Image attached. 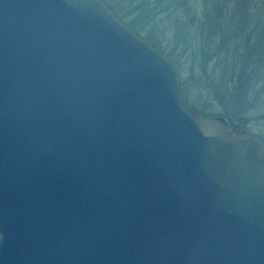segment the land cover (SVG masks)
<instances>
[{"label":"water","instance_id":"water-1","mask_svg":"<svg viewBox=\"0 0 264 264\" xmlns=\"http://www.w3.org/2000/svg\"><path fill=\"white\" fill-rule=\"evenodd\" d=\"M0 264H264V142L103 0H0Z\"/></svg>","mask_w":264,"mask_h":264},{"label":"rangeland","instance_id":"rangeland-1","mask_svg":"<svg viewBox=\"0 0 264 264\" xmlns=\"http://www.w3.org/2000/svg\"><path fill=\"white\" fill-rule=\"evenodd\" d=\"M161 1L155 0L157 3H162ZM181 1H183L182 4ZM173 2L177 7L166 8L154 16L152 24L156 26L151 25V23L144 24L141 17L137 18L140 22L139 26L142 28L139 35L150 42H154L162 55L164 53L172 62L179 64L182 79L186 84L184 92L187 93V101L190 106L206 115L223 116L227 111L231 113L225 116L228 126H235L236 128L240 126L264 142L263 93L249 95L246 103L242 104L238 100H236L237 103L236 101L233 103L232 97L228 98L224 95L225 104L223 105V102L212 98V94H208L210 95L208 96L207 92L194 89L193 79L196 78L197 70H194L195 75H193L195 77L193 76L192 79L189 69L192 58L190 52L196 48L197 43L203 44L206 49H213L220 42L221 37L225 36L224 33L228 31L232 44L237 45L239 50L244 47L243 49L258 50L264 53V0H173ZM163 5L162 3L156 8L162 9ZM221 7L223 9L217 11ZM127 12L128 8H124L118 14L123 17ZM125 21L134 23L131 20V15H126ZM187 23L189 24L187 25ZM200 24H202L204 34L207 33V30L210 32V28L214 26L219 29L220 33L215 38L214 44L200 41L204 36L199 31ZM139 26L134 27L139 29ZM206 40L214 41L211 37L206 38ZM251 57L257 59L254 55ZM216 60L220 62L230 61L223 56Z\"/></svg>","mask_w":264,"mask_h":264},{"label":"trees","instance_id":"trees-1","mask_svg":"<svg viewBox=\"0 0 264 264\" xmlns=\"http://www.w3.org/2000/svg\"><path fill=\"white\" fill-rule=\"evenodd\" d=\"M106 5L113 11L117 18H119L127 27H129L133 32L137 35L141 32V26H139L138 19L144 20V24H152V20L157 12H162L166 8L177 7L174 4L173 0H162L161 2L164 4L162 9H157L156 6H160L162 3H157L155 0H103ZM181 4L183 1L180 2ZM124 8H128V12L124 15L130 16L131 20L134 23H129L125 21V16L122 17L118 12ZM221 9L217 10L220 11ZM117 10V11H116ZM216 11V12H217ZM138 18V19H137ZM137 19V20H136ZM132 21V22H133ZM190 23V21H189ZM187 23V25L189 24ZM192 24V23H191ZM140 27L139 29L135 27ZM203 38H201V42L205 41V43H215V38L220 33L216 29V26L210 28L211 31L204 34V29L202 28V24L199 25ZM225 36L221 37L220 42L213 47V49L207 48L200 43H197L196 48L192 49L190 52L192 55L191 64L189 66L192 79L196 76L194 81V89L199 91H205L208 94H212V98L216 101L224 102V95L228 98H233L231 101L234 103L236 100L242 103H246L249 95H255L256 93L264 94V53L258 50H247L244 47L239 50L237 45H233L231 42V37L229 35V31L224 33ZM140 36V35H139ZM141 37V36H140ZM211 37L214 41H207L206 38ZM145 39V38H144ZM149 42L153 47L159 50L154 42ZM210 44V45H211ZM264 50V49H263ZM253 51V52H252ZM161 53V52H160ZM223 53V54H222ZM162 54V53H161ZM256 56L257 59L253 58ZM163 56L167 58L169 62L176 69L181 95L184 100L187 101V93L184 92V80L182 79L181 67L179 64L172 62L167 55ZM223 56L225 59H230L229 62H220L216 59ZM238 60V61H236ZM197 70L196 75L194 74V70ZM195 76H194V75ZM194 76V77H193ZM190 89V88H189ZM192 90V89H190ZM210 96V95H208ZM236 101V103L238 102ZM189 104V103H188ZM192 107V106H191ZM195 109L194 107H192ZM203 114V113H202ZM231 113L225 112V114L221 117L228 116ZM206 115V114H204ZM218 116V115H216ZM241 123V122H240ZM236 125V124H235ZM239 129H243L240 126H237ZM245 130V129H243Z\"/></svg>","mask_w":264,"mask_h":264},{"label":"flooded vegetation","instance_id":"flooded-vegetation-1","mask_svg":"<svg viewBox=\"0 0 264 264\" xmlns=\"http://www.w3.org/2000/svg\"><path fill=\"white\" fill-rule=\"evenodd\" d=\"M231 125H235V124H231Z\"/></svg>","mask_w":264,"mask_h":264}]
</instances>
